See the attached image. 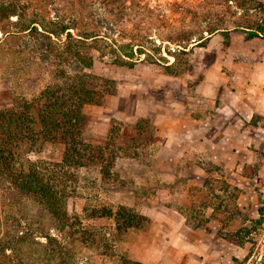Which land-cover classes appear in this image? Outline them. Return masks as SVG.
I'll return each instance as SVG.
<instances>
[{"label":"rangeland","instance_id":"1","mask_svg":"<svg viewBox=\"0 0 264 264\" xmlns=\"http://www.w3.org/2000/svg\"><path fill=\"white\" fill-rule=\"evenodd\" d=\"M86 1L90 4L93 0ZM132 1L134 3L129 10L131 19L128 23L121 25L120 32L102 30L101 34L115 38L121 44L129 43V36L137 34L143 40L138 45H142L146 51L154 52L156 48H162L165 57H168L167 54L170 52L177 57V61L173 56L169 57L170 65L174 64L172 73H168L162 66L142 61L133 68L120 67L114 63L115 58L110 51L103 50L102 46L105 44L100 42L94 44L96 47L93 50L94 64L89 73L114 81L116 87L121 80H155L151 73L156 72L170 77V86L174 92H204L207 82L218 81L226 82L228 88L234 91L264 92V37L248 41L234 28L239 25L264 26V0ZM12 5L17 7L15 9L19 16L25 13L24 6L28 5V7L25 16H22V21H17L15 16L10 20L5 18V15H9V11L1 13L4 17L0 18V29L10 33L3 36L0 31V109L10 106L14 99L29 100L37 96L50 81L46 69L54 67L55 64H52L54 62L52 54L55 53L48 55L51 56L48 57L52 62L50 67H47L48 64L43 60L45 57L42 55L43 40L36 36H29L28 33H22L21 30L30 21L41 23L44 18H54L56 16L54 10L57 9H62L65 13H73L75 1L0 0L1 8ZM87 11L96 13L97 9L93 10L90 7ZM137 26L140 28L137 29ZM173 27L180 32L192 34L195 39L202 37L210 39L202 41L203 43H193L185 50L186 53L180 54L178 52L182 49L178 50L177 45L181 43L172 44L168 41L178 40L176 35L179 34H176ZM212 27L228 29L230 32L226 34L221 31L209 36L208 32ZM147 40L150 41L147 42ZM102 50L105 54L104 58L100 56ZM213 90L216 92L227 89L210 88L208 92ZM132 122V126L136 128L140 119ZM152 126L153 123L144 129L142 142L147 143L148 139H153L155 132ZM113 127L116 133L119 132L118 138L119 141H123L124 147L130 146V134L126 133V135L123 132V122L119 121ZM244 130L247 131L244 137L235 134L236 142L228 144L226 140L231 134L220 129L219 142L217 140L216 145L207 146L204 150L205 159L201 164L210 175L206 178L203 187H188L191 192L188 195L192 200V206L181 211L187 219L188 228L193 230L192 234L196 238L195 243L184 241L182 245L184 262L264 264V224L255 223L260 218L259 208H264V117L252 116L242 131ZM145 149L143 151L147 156L148 150ZM148 165L149 160L146 159L142 160L139 166L126 160L119 161L120 174L126 178L127 184L132 182L134 187L128 184L129 186L125 189L104 191V198L107 201L137 207L149 220V223L140 231L122 236L114 247L120 256L127 255L128 258L137 262H140L138 256L142 253L148 255L166 248L165 242L150 241L148 238L144 241L138 239V236L151 232L152 223L146 214L151 203L146 200L149 192L141 187L143 180L133 175L136 168L146 172ZM83 175L90 179L100 177L98 173L85 172ZM200 182L201 179L198 180V183ZM97 185L99 186V183ZM0 194L2 195L1 192ZM161 196L167 197V195ZM8 197L9 195H6L4 200L0 196V232L10 230L22 222H30L31 227L34 225L32 221H43L44 224H49L47 217L41 218L39 207L32 203L22 205L18 202H9L12 199ZM261 201L263 204H260ZM7 202L9 203L6 204ZM23 212L35 216L24 220ZM23 225L25 224L18 229L23 230L26 227ZM88 225L90 228L101 227V224L96 222H88ZM166 230L155 228L152 231L164 234ZM33 240L34 238L32 240L30 238L29 244H22L24 249L18 253L0 251V264H119L118 258L113 259L102 255L104 249L100 244L86 247L75 239V242H69V250L49 256L43 250L45 240L41 238H38L37 242ZM59 240L63 244L68 243V238L64 240L60 237ZM166 258L167 260H164L162 264H180L182 259L181 257V259L173 260V256Z\"/></svg>","mask_w":264,"mask_h":264},{"label":"trees","instance_id":"2","mask_svg":"<svg viewBox=\"0 0 264 264\" xmlns=\"http://www.w3.org/2000/svg\"><path fill=\"white\" fill-rule=\"evenodd\" d=\"M74 1L73 13L57 9L54 18H44L41 23L30 21L21 30L43 40V60L50 67L52 62L48 55L55 53L52 54V64H55L46 69L50 81L37 96L29 100L14 99L10 106L0 109V196L5 200L9 195L8 198L12 199L9 202L32 203L39 207L41 218L47 217L49 224L32 221L34 225L31 227L30 222H22L10 230H2L0 251L18 253L24 249L22 244L30 243V238H34V242L41 238L45 240L44 252L53 256L69 250V242L77 239L86 247L100 244L104 249L102 255L118 258L119 264H141L127 255L120 256L114 247L122 236L140 231L149 220L137 207L107 201L104 191L125 189L131 185L132 182H125L126 178L116 166L120 159L139 158L140 149L146 150L156 143L155 134L154 140L142 142L144 129L152 124L140 120L135 128L136 138L130 140L127 148L123 141H119L115 127L104 145L90 142L87 137L90 120L84 109L89 105H105L117 87L114 81L88 71L94 64L93 50L97 42L105 44L103 50L108 49L115 58L114 63L120 67L133 68L142 61L162 66L171 74L174 64L170 65L169 57L173 55L168 52L165 57L162 48L146 51L138 45L143 40L137 34H131L127 44L101 34L102 30L120 32L121 25L131 19L132 0H93L90 4L86 0ZM27 7L24 6L25 13ZM90 7L97 12H88ZM15 8L14 5L0 7V18L4 17L3 11H9L5 18L10 20L15 16L17 21H22L25 13L19 16ZM234 28L248 41L264 37L263 25ZM173 30L179 34L176 35L178 40L168 41L181 43L176 44L178 50L182 49L178 52L180 54L186 53L193 43L210 39H195L192 34L180 32L176 27ZM0 31L3 36L10 33ZM221 31L230 32L212 27L208 35ZM103 50L100 51L102 58L105 55ZM173 57L177 61V57ZM142 153L146 155L145 151ZM85 172L98 173L100 177L90 179L83 175ZM258 213L260 218L255 223L263 225L264 208H259ZM23 215L24 220L35 216L24 212ZM88 222H96L101 227L90 228ZM22 224L26 227L19 230ZM55 231L57 233L53 234ZM60 237L68 238L67 245L60 242Z\"/></svg>","mask_w":264,"mask_h":264},{"label":"crops","instance_id":"3","mask_svg":"<svg viewBox=\"0 0 264 264\" xmlns=\"http://www.w3.org/2000/svg\"><path fill=\"white\" fill-rule=\"evenodd\" d=\"M151 75L155 80H121L105 105L86 106L84 111L90 120L87 137L94 144L104 145L113 126L122 121L123 132L130 134L129 140H132L136 138L132 121L153 123L156 143L147 149V156L139 150V158L119 160L138 166L142 160H149L146 172L136 168L133 175L143 180L141 187L149 192L146 200L151 203L146 211L152 223L151 232L138 239L166 243L163 250L148 255L142 253L138 259L142 264H162L166 257L173 256V260L182 257L180 264H192L184 262L182 245L185 240L195 243L196 238L181 211L192 206L190 188L203 187L210 175L201 164L205 159L204 150L219 142L220 129L231 134L226 140L228 144L236 142L235 134L244 137L247 131L242 130L250 118L264 117V92L234 91L221 81L207 82L204 92H174L170 77L156 72ZM217 87L227 90L208 92ZM116 167L118 169V164ZM155 228L167 230L160 234L152 231Z\"/></svg>","mask_w":264,"mask_h":264}]
</instances>
